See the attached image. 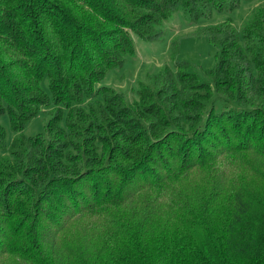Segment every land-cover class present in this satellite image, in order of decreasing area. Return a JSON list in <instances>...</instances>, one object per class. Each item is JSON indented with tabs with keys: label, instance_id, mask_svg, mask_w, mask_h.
Segmentation results:
<instances>
[{
	"label": "trees",
	"instance_id": "obj_1",
	"mask_svg": "<svg viewBox=\"0 0 264 264\" xmlns=\"http://www.w3.org/2000/svg\"><path fill=\"white\" fill-rule=\"evenodd\" d=\"M242 1L0 0V117L15 134L8 147L0 125V264H264V9L242 35L231 18L199 30L219 49L214 88L185 61L140 83L125 109L139 137L118 138L123 94L103 85L135 55L132 33L160 40L176 12L195 24ZM216 95L238 105L205 117ZM50 106L46 136L26 137ZM80 217L99 240L71 236Z\"/></svg>",
	"mask_w": 264,
	"mask_h": 264
},
{
	"label": "rangeland",
	"instance_id": "obj_2",
	"mask_svg": "<svg viewBox=\"0 0 264 264\" xmlns=\"http://www.w3.org/2000/svg\"><path fill=\"white\" fill-rule=\"evenodd\" d=\"M257 9H264V0H243L237 10L232 13L228 12H217L213 11L209 17L200 19L195 24H190L184 17L182 11L176 12L172 17L164 22L161 26L162 37L160 40H145L139 37L137 34L132 33V39L134 42L136 53L134 56H126L125 63L122 67L111 70L103 81V85L107 87L114 88L115 93L104 92V95L110 97H119L117 94L122 93L123 96L119 98L123 101V107L119 105V101L113 103L112 108L117 115V123L120 127H117V136L120 138V133H130L133 136L139 137L141 131L143 132L146 127V123L142 122V125L135 126V122L139 121L140 117L133 111L132 116H126L125 109H130V107H135L136 103H139L138 90L140 83L144 82L150 84L149 76L158 74L165 66H170L174 68L176 62H188L189 72L198 74L202 81L209 84L214 88L216 83L215 76L211 73L217 66V54L219 49L214 47L207 37L199 36V30L209 26H216L226 21L228 18L233 20L234 26L239 33L242 35L243 28L249 24L252 20L253 13ZM175 42H178L179 49L175 57L172 54V46ZM43 89L49 92L48 80L42 84ZM157 91L156 88L153 89ZM215 94V93H214ZM214 99V100H213ZM210 100L207 109L204 108L203 114L208 113L209 110L214 107L217 111L224 109L225 107L233 108L238 104L227 103L217 95L215 98ZM121 103V102H120ZM126 106V107H125ZM58 106H50L49 108L43 109L38 117L32 119L24 129L23 134L26 137H34L38 135L46 136V126L53 113H58L60 110ZM207 114L204 116L206 117ZM123 122H127L126 125H122ZM139 124V123H138ZM0 125L6 129L7 132V145L8 147L12 144L15 134L11 128V120L9 115L5 114L0 117ZM134 127L132 128V126ZM142 126V127H141ZM141 127V128H140ZM138 128V131H136ZM141 130V131H140ZM188 133L187 129L183 130ZM112 148L123 147L126 145L121 141L115 140L112 144ZM108 147V151H109ZM133 163H127V167H131ZM110 168L115 165L108 163ZM147 165L142 163H136L134 169L137 170H147ZM142 182L145 181V173H140ZM110 180H115V177L109 175ZM199 177L196 176L195 180ZM191 183V179L180 178L173 184L171 189L176 188L180 185H188ZM169 189H165V195L169 194ZM159 189L155 190L154 194L157 193ZM108 210V209H106ZM109 210L117 213V208L112 207ZM108 210V211H109ZM128 212V210H125ZM123 214H126V212ZM80 217L76 219L70 225L69 233L73 238H87L90 236L92 239L99 240L100 236L98 234L100 228L95 227L93 230L85 220ZM91 219L96 222H102V217L99 214L94 215ZM99 224V225H100ZM67 230L65 231V233Z\"/></svg>",
	"mask_w": 264,
	"mask_h": 264
}]
</instances>
